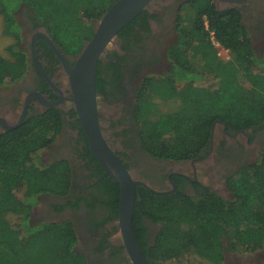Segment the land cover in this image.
<instances>
[{"label":"trees","instance_id":"trees-1","mask_svg":"<svg viewBox=\"0 0 264 264\" xmlns=\"http://www.w3.org/2000/svg\"><path fill=\"white\" fill-rule=\"evenodd\" d=\"M8 1L0 0L3 32L16 42L7 46V57L0 54V85L22 77L28 65L26 53L18 47L19 27L13 15L20 3L29 7L59 48L75 54L93 35V21L116 0H13L11 7ZM145 15L141 11L117 33L126 45H131L127 34H132L138 18L148 30ZM13 24L17 29L10 31ZM175 32L176 40L166 51L167 70L142 77L132 111L142 149L159 161L200 155L216 120L232 130L264 121V52L256 54L240 11H219L212 0H188L178 10ZM211 32L227 49V59L218 54ZM100 84L98 69L97 92L103 91ZM59 122V111L49 109L0 135V264H86L74 249L77 239L70 221L33 225L28 220L38 194L64 193L68 186L65 162L39 161L40 151L60 131ZM102 172L118 217L119 184ZM38 176L41 182L35 184ZM227 187L228 199L213 193L194 198L178 191L161 194L136 186L132 226L148 261L221 264L227 252L264 249V151L231 175ZM142 218L160 224L148 248Z\"/></svg>","mask_w":264,"mask_h":264},{"label":"flooded vegetation","instance_id":"flooded-vegetation-1","mask_svg":"<svg viewBox=\"0 0 264 264\" xmlns=\"http://www.w3.org/2000/svg\"><path fill=\"white\" fill-rule=\"evenodd\" d=\"M186 1L155 0L153 7L145 10L148 30L142 29V20L138 18L131 28L135 36L127 34L131 45L118 37L119 45L110 48L97 61L96 72L99 69L103 90L96 91L95 81L98 121L105 141L117 158L133 177L148 187L144 184L136 186L161 194L178 191L194 198L213 193L228 199L231 197L228 178L255 162L264 151V121L248 129L232 130L216 120L209 143L200 155L182 161H159L142 149L138 126L132 116L142 77L155 74L153 71H159V67H163L162 73L168 68L166 51L176 40L178 10ZM212 2L219 11L232 8L240 11L241 22L252 40L264 38V0H241L233 7ZM13 15L19 27L18 47L26 53L28 65L22 77L0 85V135L18 129L26 121H34L49 109H57L60 131L40 151L39 161L46 165L65 162L69 176L64 193L48 191L37 195L28 220L33 225L44 221H70L77 239L74 249L84 255L86 264H134L117 227L114 200L105 190L108 181L89 148L80 119L67 99L71 92L64 62L73 66L79 51L70 54L59 48L46 28L34 19L27 5L20 3ZM44 35L53 41L64 62ZM13 39L15 43L16 39ZM123 44L125 48H122ZM113 55L118 58H112ZM113 63L117 66H110ZM55 102L59 105L50 106ZM142 220L144 245L148 248L153 245L160 224L146 218ZM263 250L252 253H258L260 257ZM227 253L231 257H225L221 264H259L261 260L255 257L247 261L245 255ZM262 261L264 264V258Z\"/></svg>","mask_w":264,"mask_h":264},{"label":"water","instance_id":"water-1","mask_svg":"<svg viewBox=\"0 0 264 264\" xmlns=\"http://www.w3.org/2000/svg\"><path fill=\"white\" fill-rule=\"evenodd\" d=\"M154 1H114L98 19L93 21V35L83 44L73 66H68L64 62L53 41L44 35L49 46L67 68L68 88L71 92V96H67V99L72 103L74 111L80 119L94 158L100 167L119 184L117 227L134 264H150L136 241L132 226L135 209V187L137 184L144 183L131 175L103 137L98 121L95 93L96 67L97 61L103 58L110 48L119 45L117 33L141 11H149L154 5ZM213 1L216 4L221 2L231 7L241 2V0ZM45 79L52 86L50 80L47 77ZM57 93H61V91H57ZM58 105L59 102L50 104V106ZM221 123L224 126V123Z\"/></svg>","mask_w":264,"mask_h":264},{"label":"rangeland","instance_id":"rangeland-1","mask_svg":"<svg viewBox=\"0 0 264 264\" xmlns=\"http://www.w3.org/2000/svg\"><path fill=\"white\" fill-rule=\"evenodd\" d=\"M13 3V0H9L8 1V6L9 7H11V4ZM16 30L17 29V27L15 26V24H13L12 26H11V28H10V31L11 30ZM14 41V39H13V37L12 36H10V35H7V34H5L4 32H3V18H2V16H1V14H0V54L1 55H3V56H5V57H7V55H8V53H7V51H6V48H7V46H9L10 44H12V43H14L13 42ZM253 44H254V49H255V52H256V54L257 55H261L262 54V49H263V46H264V38L263 39H260V40H258L257 38H253ZM221 53V55H223V53L222 52H220ZM160 69H159V71H153V72H156L155 74H158V73H162L163 72V67H159ZM204 82H211V79H206V80H204ZM36 181V183L35 184H39L40 182H41V178H39V176H38V179L36 178L35 180H34V182ZM261 252V251H260ZM262 253V255L260 256V257H258L259 256V254L257 253V254H255V253H252V252H250V253H245V254H242V255H245V259L247 260V261H249V260H252V259H254L255 257H258L259 259H261L260 261H259V264L261 263H263V261H262V259L264 258V250H263V252H261ZM231 254L230 253H227V254H224L223 256H222V260H221V263L225 260V257H231L230 256ZM257 258V259H258ZM193 264H199V263H197L196 261H194V262H192ZM192 263H189V261L187 260V259H182V260H178V261H174V262H168V263H166V264H192Z\"/></svg>","mask_w":264,"mask_h":264},{"label":"built area","instance_id":"built-area-1","mask_svg":"<svg viewBox=\"0 0 264 264\" xmlns=\"http://www.w3.org/2000/svg\"><path fill=\"white\" fill-rule=\"evenodd\" d=\"M210 34H211V40H212L213 44H214V45L217 47V49H218V54H219L222 58L227 59V58L229 57V54H228L227 49H224L223 47H221V46L218 44V42H216V41L214 40V38H213V33H212V32H211ZM220 52H222L223 55H221Z\"/></svg>","mask_w":264,"mask_h":264}]
</instances>
